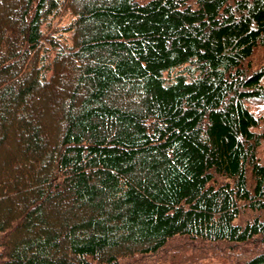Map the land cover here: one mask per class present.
Returning <instances> with one entry per match:
<instances>
[{"label": "trees", "instance_id": "obj_1", "mask_svg": "<svg viewBox=\"0 0 264 264\" xmlns=\"http://www.w3.org/2000/svg\"><path fill=\"white\" fill-rule=\"evenodd\" d=\"M262 48L264 0H0V264H264Z\"/></svg>", "mask_w": 264, "mask_h": 264}, {"label": "rangeland", "instance_id": "obj_2", "mask_svg": "<svg viewBox=\"0 0 264 264\" xmlns=\"http://www.w3.org/2000/svg\"><path fill=\"white\" fill-rule=\"evenodd\" d=\"M254 66H260L264 63V48L256 52L253 60ZM53 99L56 101L59 97L53 94ZM251 111L260 118L261 124L256 129L259 133L264 134V98L252 99L248 102ZM50 108H55L53 102L49 103ZM258 156L264 165V140L262 145L258 149ZM248 216L245 215L244 218ZM250 216V215H249ZM243 218V219H244ZM186 245L184 240H174L162 253L159 254V262L156 259L149 258L148 256L136 255L132 258L124 259L121 264H173L172 258L175 259L183 255V248ZM257 244H245V245H198L197 250H203L202 260L206 264H229L234 259H241L243 255H247L256 250Z\"/></svg>", "mask_w": 264, "mask_h": 264}]
</instances>
